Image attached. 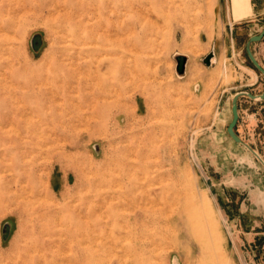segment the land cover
Returning a JSON list of instances; mask_svg holds the SVG:
<instances>
[{
  "label": "rangeland",
  "instance_id": "374dc122",
  "mask_svg": "<svg viewBox=\"0 0 264 264\" xmlns=\"http://www.w3.org/2000/svg\"><path fill=\"white\" fill-rule=\"evenodd\" d=\"M213 8L0 0V264H264V167L226 131L255 85L203 63ZM241 104L264 160V100Z\"/></svg>",
  "mask_w": 264,
  "mask_h": 264
},
{
  "label": "crops",
  "instance_id": "0c3cea01",
  "mask_svg": "<svg viewBox=\"0 0 264 264\" xmlns=\"http://www.w3.org/2000/svg\"><path fill=\"white\" fill-rule=\"evenodd\" d=\"M213 12L219 27L216 29L214 28L212 34L207 35V39L200 43L203 56L208 53H213L211 59L212 63L216 64L222 62L225 67L228 68L227 71L235 75V80H237L236 74L238 68H241L243 75L245 74L250 77L251 82L246 83V86L255 85L254 88H250L249 90H237L234 94L240 91H247L254 95L261 94L264 88L259 93L254 91L259 87V83H257L259 75H257L256 71H253V69L241 64L244 61L238 58V49L241 45L239 43H241L243 37H245L243 44V49L245 51V46L249 37L260 33L263 29L264 23L260 27L257 26L264 17V0H241L237 6H234L233 0H214ZM251 50L254 57L264 68V37L260 41L252 43ZM185 56L186 69L188 65V55L185 54ZM238 60L241 63H239ZM229 88L231 89L233 86L230 85ZM233 95L230 98L231 101ZM242 98H246V100L253 103L262 102L264 100V98L252 99L247 96H240L238 98L239 116L242 111Z\"/></svg>",
  "mask_w": 264,
  "mask_h": 264
},
{
  "label": "water",
  "instance_id": "95a60500",
  "mask_svg": "<svg viewBox=\"0 0 264 264\" xmlns=\"http://www.w3.org/2000/svg\"><path fill=\"white\" fill-rule=\"evenodd\" d=\"M264 37V27L260 31V33L253 35L249 37L246 46H245V51L246 55L250 61V63L254 66L255 69H257L264 77V68L260 65V63L257 61V59L254 57L252 50H251V44L254 42L260 41ZM213 57V53H208L204 58H203V63L205 65H210L211 59ZM185 63H186V57L184 55H177L176 56V72L178 74H182L185 69ZM240 96H247L252 99H263L264 98V90L261 94L259 95H254L250 92L247 91H240L237 92L233 95L232 101H231V114L232 118L231 121L228 123L226 131L228 135L236 142L241 145H243L250 153H252L258 160L259 162L263 165L264 167V160L262 157L246 142H244L235 132V126L238 120V98Z\"/></svg>",
  "mask_w": 264,
  "mask_h": 264
},
{
  "label": "bare ground",
  "instance_id": "6f19581e",
  "mask_svg": "<svg viewBox=\"0 0 264 264\" xmlns=\"http://www.w3.org/2000/svg\"><path fill=\"white\" fill-rule=\"evenodd\" d=\"M231 118H232V114H231Z\"/></svg>",
  "mask_w": 264,
  "mask_h": 264
}]
</instances>
